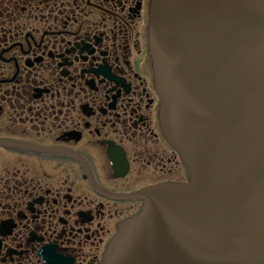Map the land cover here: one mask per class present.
<instances>
[{
  "label": "flooded vegetation",
  "instance_id": "af4514ba",
  "mask_svg": "<svg viewBox=\"0 0 264 264\" xmlns=\"http://www.w3.org/2000/svg\"><path fill=\"white\" fill-rule=\"evenodd\" d=\"M151 0H0V264H101L167 140Z\"/></svg>",
  "mask_w": 264,
  "mask_h": 264
},
{
  "label": "water",
  "instance_id": "95a60500",
  "mask_svg": "<svg viewBox=\"0 0 264 264\" xmlns=\"http://www.w3.org/2000/svg\"><path fill=\"white\" fill-rule=\"evenodd\" d=\"M149 40L189 181L136 192L101 264H264V0H151Z\"/></svg>",
  "mask_w": 264,
  "mask_h": 264
}]
</instances>
